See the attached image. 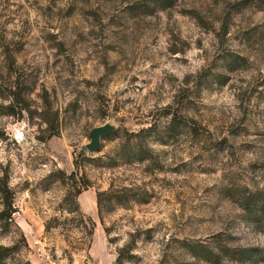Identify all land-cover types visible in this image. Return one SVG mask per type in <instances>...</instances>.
Wrapping results in <instances>:
<instances>
[{"label":"rangeland","instance_id":"obj_1","mask_svg":"<svg viewBox=\"0 0 264 264\" xmlns=\"http://www.w3.org/2000/svg\"><path fill=\"white\" fill-rule=\"evenodd\" d=\"M2 192L0 264H264V0H0Z\"/></svg>","mask_w":264,"mask_h":264},{"label":"water","instance_id":"obj_2","mask_svg":"<svg viewBox=\"0 0 264 264\" xmlns=\"http://www.w3.org/2000/svg\"><path fill=\"white\" fill-rule=\"evenodd\" d=\"M116 130V126L111 123H105L100 126L93 127L89 131V142L85 145V148L89 152H96L100 147L102 137L109 136Z\"/></svg>","mask_w":264,"mask_h":264},{"label":"trees","instance_id":"obj_3","mask_svg":"<svg viewBox=\"0 0 264 264\" xmlns=\"http://www.w3.org/2000/svg\"><path fill=\"white\" fill-rule=\"evenodd\" d=\"M2 194L5 200L6 208L0 211V220L5 222L13 221L11 214L14 210L12 209L11 199L9 198V196H7L6 192H2ZM257 197L258 199L254 201V205H255L254 210L253 211L251 210V212L253 215L262 214V216L264 217V192L257 193Z\"/></svg>","mask_w":264,"mask_h":264}]
</instances>
